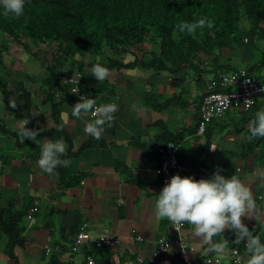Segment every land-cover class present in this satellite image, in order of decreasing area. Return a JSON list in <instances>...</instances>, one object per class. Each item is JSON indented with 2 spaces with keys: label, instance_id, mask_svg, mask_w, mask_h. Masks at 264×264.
<instances>
[{
  "label": "crops",
  "instance_id": "crops-1",
  "mask_svg": "<svg viewBox=\"0 0 264 264\" xmlns=\"http://www.w3.org/2000/svg\"><path fill=\"white\" fill-rule=\"evenodd\" d=\"M110 56L123 64L133 60L128 54L105 53L96 63L107 66ZM234 59L244 70L255 71L253 53L247 49L222 51L218 66L232 67L230 63ZM43 64L44 56L33 59L16 50L2 56L0 77L6 83L7 103L0 96V209H5L8 202L14 203L15 211L27 210L33 202L37 206L32 225L27 218L23 219L24 244L14 249L15 261L5 255V239L0 232V264H48L53 257L61 264H85L80 252L69 254L67 251L83 223L86 246L102 237L119 241L115 250L107 251V262H103L105 254L102 252L96 258L91 257L96 264H137L138 257L143 259L142 264H180L172 245L176 237L169 232L170 221L158 218L155 212L156 196L162 190L156 174V149L164 146L167 139L176 141L177 159L188 171L187 166L198 160L210 173V178L215 172L225 178L235 174L250 188L256 209L252 217H242L241 221L257 232L264 243V161L258 152H247L250 139L243 131L248 123L242 132H236L243 113L229 111L210 123L206 134H197L199 106L205 95L204 81L208 80V75H217L210 72L208 61L198 64L199 77L192 71L186 72L183 78L153 75L137 66L127 70L111 69L108 77L100 82L91 76L92 66L86 60L83 70L89 78L82 86L83 92L94 98L97 105L116 104V112L104 125L100 138L103 146L79 152L89 137L83 131L84 125L92 119L89 114L82 118L72 115L75 99L61 105L59 122L70 139V154L75 156L65 157L69 154L67 146L60 159L71 163L59 166L81 177L78 185L67 189L58 181L57 171L47 173L39 168L37 161L27 159L29 147H23L22 143L29 140L22 138L18 127L21 121L16 120L8 107L9 101L15 100L20 108L22 94L26 92L29 117L39 129L52 128L42 88ZM257 102L264 104V97ZM33 127L26 125L30 130H35ZM56 139L61 137L39 134L40 144L35 145L40 148L46 140ZM119 201L121 206L117 204ZM184 225L181 238L193 264H235L233 250L209 251V244L195 235L192 226ZM226 232L234 233L225 228L223 233L213 236L211 242L225 240ZM136 237L141 242H137ZM161 238L170 244L169 251L152 259ZM57 251L63 252L57 256ZM237 253V264H247L246 248Z\"/></svg>",
  "mask_w": 264,
  "mask_h": 264
},
{
  "label": "trees",
  "instance_id": "trees-1",
  "mask_svg": "<svg viewBox=\"0 0 264 264\" xmlns=\"http://www.w3.org/2000/svg\"><path fill=\"white\" fill-rule=\"evenodd\" d=\"M200 17L211 19L213 28L197 29L192 35L177 31L179 23L193 22ZM244 49L250 50L255 60V71H244L248 75L261 77L264 72V0H27L24 15L19 19L0 16V66L3 54L10 50L23 52L33 59L44 56L42 88L52 128L39 129L29 117L26 92L22 94L23 105L11 108L16 120H29L28 125L39 130L40 135L63 138L69 150L65 157L75 154H70V139L59 122L60 107L65 102L76 100L63 91L60 97H56L59 89L54 79L61 67L68 64L79 73V87L83 92L82 86L89 78L83 70L85 61L88 60L89 65L93 66L97 64V58L105 53L128 54L133 59L131 63L123 64L110 56L105 66L109 70H127L140 66L153 75L167 74L183 78L189 71L199 77L201 73L198 64L204 60L209 62L212 74L237 72V69L230 66H218L220 54L222 51ZM6 94V83L0 77V96L5 103ZM260 109H264V104L255 102L250 111L241 114V120L236 124L240 129L236 132H242ZM243 132L250 139L247 152H258L264 161V137H252L248 127ZM167 140V143L176 145L175 140ZM22 144L23 147H29L27 159L37 161L40 148L32 141H24ZM102 146L101 139L89 135L78 151ZM116 167L119 169L118 165ZM187 167L189 176L195 180L210 179V173L198 160ZM54 170L58 173V181L63 189L74 187L81 180V177L74 176L66 167L58 165ZM28 210L15 211L13 202H8L5 209H0V232L5 239L4 253L13 261L14 249L22 248L24 244L22 222ZM249 231L259 236L253 229ZM259 238L262 243L261 236ZM224 239L228 241L231 250L246 248L245 241L234 242L235 233L226 232ZM63 251H59L57 256ZM107 251L105 248H91L80 253L84 258H96L102 252L105 254L103 262H107ZM48 264L61 263L53 257Z\"/></svg>",
  "mask_w": 264,
  "mask_h": 264
},
{
  "label": "clouds",
  "instance_id": "clouds-1",
  "mask_svg": "<svg viewBox=\"0 0 264 264\" xmlns=\"http://www.w3.org/2000/svg\"><path fill=\"white\" fill-rule=\"evenodd\" d=\"M27 0H0V16L19 19L24 15ZM213 28V21L200 17L193 22H181L176 26L180 33L192 35L197 29ZM91 76L98 81H104L109 75V69L95 64L90 69ZM78 88L72 89L75 94ZM252 100H247L251 104ZM8 107H17L15 100H10ZM72 108V115L82 118L90 114L95 119L86 122L84 133L99 140L104 131V125L111 121L116 112V104L97 105L94 98L79 97ZM29 120H22L18 127L23 139H28L39 145L37 140L39 130L26 128ZM248 128L252 137H264V109L257 110L254 118L249 121ZM64 140H46L40 147L37 165L47 173H53L58 165L68 166L71 161L60 159L66 152ZM155 212L161 219H167L176 225L192 226L195 235L209 244V251L225 253L228 241L212 243V237L223 233L225 228L235 233V243L245 241L248 254L247 264H264V243L259 236L253 235L242 223L241 218L252 217L256 209L253 194L248 186L237 176L225 178L215 172L210 179L195 180L193 177L174 175L156 196Z\"/></svg>",
  "mask_w": 264,
  "mask_h": 264
},
{
  "label": "built area",
  "instance_id": "built-area-1",
  "mask_svg": "<svg viewBox=\"0 0 264 264\" xmlns=\"http://www.w3.org/2000/svg\"><path fill=\"white\" fill-rule=\"evenodd\" d=\"M246 43V40H244ZM206 66V63H204ZM55 84L58 87L56 97H60L62 91L73 97L79 102V97L86 96L79 87L80 75L77 71L72 70L70 65L61 67L60 72L55 75ZM78 88L74 94L72 89ZM205 95L203 96L199 106V122L197 125V134L203 135L207 126L215 120L221 119L230 110H236L241 113H247L254 106L259 98L264 97V76L256 77L248 75L244 70L231 73H217L210 80L204 81ZM88 97V96H86ZM90 98V97H89ZM247 100H252L251 104ZM91 119H95L89 114ZM157 154V168L156 174L159 178L161 188H163L174 175L183 177L189 176V171L186 167L180 165L177 161V146L168 142L164 146L156 149ZM118 206L122 205L119 201ZM36 202H33L27 211V220L29 225L34 223V210ZM183 226L176 225L170 221L169 232L176 237L172 245L175 248V255L180 264H193V260L187 250L184 241L181 238ZM133 234V232H132ZM86 225L83 223L77 232L73 243L68 247L69 253H78L85 249H101L105 248L112 252L119 246L117 239L109 237L99 238L89 246H86ZM137 242H141L139 237H136ZM169 243L163 238L157 241V248L152 255V259H156L161 255H165L169 251ZM59 251H57V254ZM234 263H238V253L233 250ZM137 264H142V258H136ZM86 264H94L91 257L85 258ZM152 260H150L151 262Z\"/></svg>",
  "mask_w": 264,
  "mask_h": 264
},
{
  "label": "rangeland",
  "instance_id": "rangeland-1",
  "mask_svg": "<svg viewBox=\"0 0 264 264\" xmlns=\"http://www.w3.org/2000/svg\"><path fill=\"white\" fill-rule=\"evenodd\" d=\"M232 65L233 68L235 69H242L244 66L241 65L240 62H238L236 59L232 60V62L230 63ZM244 70V68H243ZM208 80L212 77L210 75L207 76ZM230 112H235V110H230Z\"/></svg>",
  "mask_w": 264,
  "mask_h": 264
}]
</instances>
